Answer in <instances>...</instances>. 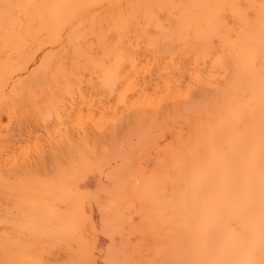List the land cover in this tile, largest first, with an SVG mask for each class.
<instances>
[{"label":"bare ground","instance_id":"obj_1","mask_svg":"<svg viewBox=\"0 0 264 264\" xmlns=\"http://www.w3.org/2000/svg\"><path fill=\"white\" fill-rule=\"evenodd\" d=\"M141 60L155 86L132 80ZM132 82L157 98L130 102ZM88 96L131 112L108 146L74 140ZM4 115L41 127L48 154L27 164ZM145 147L150 174L121 162ZM90 171L138 214L134 244H109L102 262L85 202L102 235L128 221L79 191ZM60 242L79 253L68 264H264V0H0V264H49Z\"/></svg>","mask_w":264,"mask_h":264},{"label":"rangeland","instance_id":"obj_2","mask_svg":"<svg viewBox=\"0 0 264 264\" xmlns=\"http://www.w3.org/2000/svg\"><path fill=\"white\" fill-rule=\"evenodd\" d=\"M140 69V74L138 78H132L134 81H138L139 83L142 82L141 78H144V81L147 82L148 85L152 84L155 86L159 78L155 74L153 69H150L146 64L145 60H141L138 65ZM135 86L133 92H129L127 94L128 99L130 102L135 101L139 96L147 95L151 98H157V92L153 90H149L145 88V84H137L132 82ZM150 83V84H149ZM128 83L125 82V86ZM142 85V86H141ZM100 97H87L85 102L77 101V111H73L70 113V121L76 127L73 131L74 140L77 145H80V139L83 136L89 142V146H98L100 144H104L108 146L109 139L111 134H119L122 128H125L127 117L131 114L130 110L125 109L124 107H118L116 110V115L113 116L110 112L104 111L103 107L100 105L99 100ZM109 101V102H108ZM108 101H103L102 103H110L111 105L115 106V101L110 99ZM81 116L82 118H79ZM3 123L7 125L11 134L14 136L12 145L15 148L17 154L20 152L25 153L26 155V163L33 166V164L40 158L41 155H47L50 150L51 143H48L44 140V135L42 132V128L35 126L31 123L20 125L14 119H9L8 116H2ZM149 130V128H147ZM171 134L167 130L161 138L157 139V142L160 147L164 146L166 143L170 141ZM108 140V141H107ZM124 141L121 140L118 142V152L123 155L124 151ZM95 147V146H94ZM38 152V154H37ZM135 156L132 160L123 157L121 162L128 163L130 166H134L137 169L141 170L144 175L150 174L153 168V161L155 158L158 157V152L152 148L145 147V148H136L135 149ZM146 177V176H145ZM137 179L136 176H132V180L135 181ZM77 187L80 192L87 194L89 196H97L98 206L101 205L103 211L110 213H116L121 216H124L127 219L126 226L124 225V233L126 234L127 228L130 224H136L138 222V214L135 212L134 208H127L125 209L124 202H113L110 196L103 190L110 191L111 188L116 187L112 178L102 176L96 171L88 172L79 182L77 183ZM85 209L87 214H90V210L92 211L93 215L91 218H94V227L95 228H88L85 227L84 235L86 240L89 242L92 239L97 241L100 247H97L98 255L97 261L102 262L103 260L107 259V250L108 245L112 244L118 246L122 243H130L134 244L136 235L129 234V235H122L114 234L111 237L106 235H102V215L101 212L97 213L91 207L93 205L89 204V202H85ZM95 206V207H98ZM98 211V210H97ZM94 212H96L94 214ZM98 217V219H97ZM94 230V231H93ZM96 234V235H95ZM96 236V238H95ZM101 238V239H100ZM106 238V239H102ZM103 243V244H101ZM109 251V250H108ZM109 258V257H108ZM43 259L49 264H68L71 261L79 262L80 256L77 251V248L74 244H66L63 242L49 245L47 251L43 254ZM100 259V260H99ZM102 259V260H101ZM95 260V259H94ZM109 260V259H108ZM108 260H106L108 262ZM96 261V262H97ZM99 262V263H100ZM98 264V262H97ZM103 264V263H100Z\"/></svg>","mask_w":264,"mask_h":264}]
</instances>
